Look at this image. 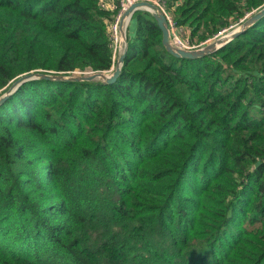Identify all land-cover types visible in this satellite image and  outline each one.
Returning a JSON list of instances; mask_svg holds the SVG:
<instances>
[{
	"label": "trees",
	"instance_id": "obj_1",
	"mask_svg": "<svg viewBox=\"0 0 264 264\" xmlns=\"http://www.w3.org/2000/svg\"><path fill=\"white\" fill-rule=\"evenodd\" d=\"M154 1L190 44L264 6ZM117 7L0 0V94L109 71ZM126 39L112 83L33 79L0 103V264H264V15L199 58L143 10Z\"/></svg>",
	"mask_w": 264,
	"mask_h": 264
},
{
	"label": "water",
	"instance_id": "obj_2",
	"mask_svg": "<svg viewBox=\"0 0 264 264\" xmlns=\"http://www.w3.org/2000/svg\"><path fill=\"white\" fill-rule=\"evenodd\" d=\"M136 10H143L148 12L156 21L158 28L161 31V41L165 49L176 57L184 58H199L203 57L211 52L216 51L221 46L235 38L238 34L243 32L249 26H251L256 20H258L262 15H264V6L258 9L256 12L245 18L238 24L234 29H232L226 35L219 37L209 43L204 44L202 47L195 49H184L176 46L172 43L169 30L168 22L165 13L158 7V5L150 0H137L131 3L126 10L123 12L119 23V37L117 42V51H119L118 56L112 67V72L106 74V72H87L84 74L72 73L69 75H64L61 73L53 72H43V71H31L23 73L16 77L8 88L0 94V103L3 102L14 90L23 82L33 79H47V80H64V81H100L104 83H112L120 73V68L127 52V39H126V27L127 24Z\"/></svg>",
	"mask_w": 264,
	"mask_h": 264
},
{
	"label": "built area",
	"instance_id": "obj_3",
	"mask_svg": "<svg viewBox=\"0 0 264 264\" xmlns=\"http://www.w3.org/2000/svg\"><path fill=\"white\" fill-rule=\"evenodd\" d=\"M117 1H118V7H117L118 10L114 16L112 23L110 24V28H109L110 36L112 38V41L114 42V52L117 50L116 45H117L118 37H119V23H120L121 16L123 15V12L126 10V8L131 3H133L137 0H117ZM156 4L158 5L157 2H156ZM102 6L106 7V8H115L116 7L114 4H109L107 2H103ZM158 7H159V5H158ZM166 17H167V22H168L169 36H170L172 43L175 44L176 46H178L180 48H184V49H195V48H198L200 46H203L206 43H209V42H211V41H213L219 37L226 35L227 33H229L232 29H234L238 25V24H230L228 27H225V28L219 30L212 38L208 39L206 42L198 43V45H196V44H190L187 39L180 38L177 35L176 29H175L176 28L175 22L171 18H169L167 15H166ZM243 20L241 19L240 21H243ZM111 70H112V68H111Z\"/></svg>",
	"mask_w": 264,
	"mask_h": 264
},
{
	"label": "rangeland",
	"instance_id": "obj_4",
	"mask_svg": "<svg viewBox=\"0 0 264 264\" xmlns=\"http://www.w3.org/2000/svg\"><path fill=\"white\" fill-rule=\"evenodd\" d=\"M154 1V0H153ZM155 2V1H154ZM156 3V2H155ZM169 17V16H168ZM170 18V17H169ZM245 18H247L246 16L245 17H243L242 18V20L243 19H245ZM176 29V32H177V35L180 37V38H184V39H187L188 37L186 36V34H185V32H184V30L182 29V28H180V27H176L175 28ZM188 41H189V38H188ZM194 44H198V43H194ZM200 47H202V46H200ZM199 48V47H198ZM113 70H109V71H106V74H110L111 72H112ZM87 73V72H86ZM87 74H90V73H87Z\"/></svg>",
	"mask_w": 264,
	"mask_h": 264
},
{
	"label": "crops",
	"instance_id": "obj_5",
	"mask_svg": "<svg viewBox=\"0 0 264 264\" xmlns=\"http://www.w3.org/2000/svg\"><path fill=\"white\" fill-rule=\"evenodd\" d=\"M118 54H119V51L116 50V55L118 56ZM117 56H116V57H117Z\"/></svg>",
	"mask_w": 264,
	"mask_h": 264
}]
</instances>
